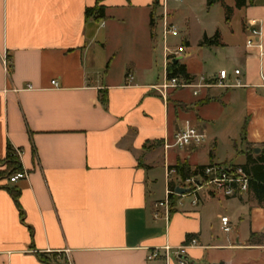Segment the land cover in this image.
<instances>
[{"label":"crops","instance_id":"0c3cea01","mask_svg":"<svg viewBox=\"0 0 264 264\" xmlns=\"http://www.w3.org/2000/svg\"><path fill=\"white\" fill-rule=\"evenodd\" d=\"M154 4L0 0V172L11 146L28 175L15 184L0 179V264H179L174 257L168 263L150 262L148 255L165 246L176 250L189 235L199 242L186 250L190 264L201 263L209 251L264 255V208L246 195L226 198L235 203V222L247 226L243 243L231 232L223 243L212 244L215 224L228 217L211 208L221 197L212 192L201 191L197 205L194 196L179 197L169 220L153 215L155 204L168 196L174 179L170 167L179 161L193 168L223 165L213 162L215 154L210 158L206 142L237 144L245 138L254 149L264 145V57L246 48L249 29L258 24L264 45V2L253 0L239 10L244 17L241 46L230 47L221 39V46L213 47L232 53L227 64L233 72L223 67L207 76L196 58L180 60L194 83L201 77L216 81L224 70L231 85L241 82L230 89H201L198 96L192 88L160 90L168 66L159 19L155 36L150 32ZM95 6L106 8L104 20L86 18V9ZM168 6L174 23L176 11ZM205 36L210 38L204 34L199 49L207 47L200 46ZM173 38L167 41L171 50L191 49L187 39L170 44ZM112 43L116 46L110 50ZM126 50L129 57L119 64ZM195 113L193 123L189 116ZM187 121L206 142L167 155L163 141ZM203 153L207 162L201 161ZM243 155L240 165L246 161ZM6 187L19 192L20 208ZM252 234L262 237L251 243ZM231 256L209 254L207 261L235 264Z\"/></svg>","mask_w":264,"mask_h":264},{"label":"built area","instance_id":"2783aa9c","mask_svg":"<svg viewBox=\"0 0 264 264\" xmlns=\"http://www.w3.org/2000/svg\"><path fill=\"white\" fill-rule=\"evenodd\" d=\"M177 2H182V0H176ZM169 0L159 1V21L161 24L162 38L165 43V56L167 66L173 63L175 60H181L184 55V48L180 47L175 50H171L167 47V41L171 37H176L179 34L178 27L172 23L171 14L169 11ZM262 26L258 24L249 29L250 40L248 41L246 48L248 50L256 49L260 58L264 57V45L262 43ZM257 40V41H255ZM6 68L9 67V62H5ZM235 76L240 75V70L234 72ZM264 84V73L260 75ZM132 76H128V81H132ZM52 85L57 87V82H52ZM241 86V82L237 80L236 85H231L229 83L228 71H221L218 80L208 81L205 77L199 79V83H194L193 80L186 81L177 78L169 79L166 78L163 85L160 86V90L163 93H167L169 90H182V89H196L194 92L195 96L199 95L201 89L219 87L224 89H230L233 87ZM28 89H32L28 86ZM199 138V139H197ZM206 142V136L200 132V130L195 127L191 122L187 121L185 124L178 129L173 138L165 139L163 141V148L165 153L168 155L171 150H184L190 147H200ZM169 176L174 177L171 183L175 184L176 189L182 188L188 190V193L181 195L175 191L169 189L168 196L164 201H160L155 204L154 219L158 220L161 217L169 220L171 215V200L170 195L177 197L194 196L196 199L194 204H198L197 195L201 191L212 192L215 195L221 196L223 198L232 199L243 197L248 193L249 190V179L242 170L241 167L235 165H213L207 167L202 175L191 177L184 180L179 176L175 169L169 170ZM28 177L27 173L22 171L14 175L10 179L11 184H15L20 180H24ZM222 230L224 233L229 234L232 232V224L228 217H223L222 220ZM199 246V242L196 238H193L186 242L180 248L176 250L170 246H165L163 248H156L150 250L148 255V261H154L158 259H164L165 262H170L174 257L177 259L179 264H188L184 259L186 250L191 247Z\"/></svg>","mask_w":264,"mask_h":264},{"label":"rangeland","instance_id":"374dc122","mask_svg":"<svg viewBox=\"0 0 264 264\" xmlns=\"http://www.w3.org/2000/svg\"><path fill=\"white\" fill-rule=\"evenodd\" d=\"M260 1L261 3L264 2V0ZM223 2L226 6L234 9V12L230 16L229 20H227L226 10L221 4H217L213 8L208 9L207 0H182V2L169 0V4H171V7L176 11V22L174 23L179 29V36L177 35L178 37L176 36L171 39L170 44L178 46L182 40L187 39L191 44V49H186L183 57L181 58V62L196 58L197 68L201 69L207 76H214L219 73L220 69L223 67L233 72L234 66L227 64L228 60L232 56V53L227 49L217 50L213 47L199 49L198 43L204 34H207L211 38L216 32H219L223 43L229 45L230 47L241 46L244 40L242 35L243 14L235 8V0H223ZM112 46L115 47L116 43L111 44L110 50ZM130 52L131 51L126 50V53L122 56L119 64H122L127 57H129ZM155 56L157 60L160 59L159 50H157ZM120 68V65L115 67L114 73L116 76L120 73ZM196 114L197 113L189 116L192 117L191 121L193 123L196 122ZM220 126L221 125H219V127ZM221 130L229 131L226 128H221ZM231 130L233 131L234 129ZM235 131L239 132V128H236ZM205 147L210 152L214 151L215 158L213 159V162L223 165H240V163H242L245 159L243 154L247 151V145L243 140H238L237 144H233L231 141H222L216 146L206 142ZM208 159L209 156L206 153H203L201 161L207 162ZM233 204L235 203H228L226 198L220 197L211 202V208L216 213L232 217V234L236 233L240 237L241 243H243L247 237L248 229L245 223L238 224L235 222L234 218L236 210L233 207ZM217 223L213 229L215 242H212V244H221L226 238V234L220 230L221 222H219V225H217ZM209 254L212 258L220 259L230 257L231 254V258L234 259L235 264H264V255H260L261 252L248 253L244 251H237L234 253H222L221 251H209L208 255ZM207 256L205 260L199 264H210V262L207 261ZM247 258L250 259V262ZM223 261L225 262V260Z\"/></svg>","mask_w":264,"mask_h":264},{"label":"trees","instance_id":"16d2710c","mask_svg":"<svg viewBox=\"0 0 264 264\" xmlns=\"http://www.w3.org/2000/svg\"><path fill=\"white\" fill-rule=\"evenodd\" d=\"M159 1L155 0L154 8L151 13V20H150V32L154 37L157 32V20L159 19L157 12L159 11ZM253 0H235V8L238 10H242L247 8L248 6L252 5ZM221 4L227 13V20H229L230 16L233 14L234 9L226 6L223 0H207V7L208 9L213 8L215 5ZM86 18L87 19H94L96 21H102L106 18V8L104 6H95L94 8L86 9ZM221 35L219 32H216L212 38H208L205 36L200 43L201 47H219L221 46L220 43ZM167 78L173 79H181L186 81H191L193 78L187 73V68L185 65L181 64L180 61L177 63H171L168 65L167 69ZM102 103L104 107L107 108V98H102ZM243 135H245V128L243 129ZM246 141L245 138L242 139ZM214 157V151L210 152V158ZM246 161L242 165H236L241 167L246 176L249 179V190L246 194L247 200H253L256 202L258 207L264 208V145L261 147V153L259 155H255L254 148L247 144V151L245 153ZM213 165L208 166H197L193 168L188 163L185 162H178L175 166L170 167L169 170L175 169L177 174L181 176L184 180L196 177L203 174V171ZM23 168L21 166L19 157L16 151L13 150L11 146H8V156L6 160V169L3 172H0V179L7 180L8 182L10 179L19 172H22ZM10 183V182H9ZM14 197L17 206L20 208L18 203L19 192H17L14 188L6 187ZM170 190L175 191L176 187L174 183L170 184ZM241 200L243 199L242 197ZM179 197L170 195L171 200V213L174 212V209L177 205ZM262 237V236H261ZM259 235L252 234L251 235V243H255L259 238ZM197 238L195 235L187 236V241ZM264 238V236L262 237Z\"/></svg>","mask_w":264,"mask_h":264},{"label":"water","instance_id":"95a60500","mask_svg":"<svg viewBox=\"0 0 264 264\" xmlns=\"http://www.w3.org/2000/svg\"><path fill=\"white\" fill-rule=\"evenodd\" d=\"M179 60H175L174 63H177ZM254 153L255 155H259L261 153V149L260 148H255L254 149ZM177 193L181 194V195H184L186 193H188V190H185V189H182V188H177L176 189ZM221 264H224V263H221Z\"/></svg>","mask_w":264,"mask_h":264},{"label":"clouds","instance_id":"9594fccd","mask_svg":"<svg viewBox=\"0 0 264 264\" xmlns=\"http://www.w3.org/2000/svg\"><path fill=\"white\" fill-rule=\"evenodd\" d=\"M197 139H199V138H197Z\"/></svg>","mask_w":264,"mask_h":264}]
</instances>
